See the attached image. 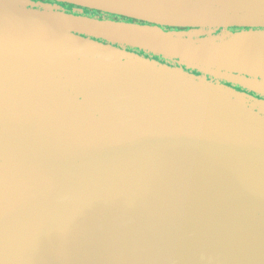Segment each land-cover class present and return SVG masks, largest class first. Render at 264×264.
Returning a JSON list of instances; mask_svg holds the SVG:
<instances>
[{"label": "water", "instance_id": "water-1", "mask_svg": "<svg viewBox=\"0 0 264 264\" xmlns=\"http://www.w3.org/2000/svg\"><path fill=\"white\" fill-rule=\"evenodd\" d=\"M49 1L143 25L0 0V264H264V0Z\"/></svg>", "mask_w": 264, "mask_h": 264}, {"label": "flooded vegetation", "instance_id": "flooded-vegetation-1", "mask_svg": "<svg viewBox=\"0 0 264 264\" xmlns=\"http://www.w3.org/2000/svg\"><path fill=\"white\" fill-rule=\"evenodd\" d=\"M28 1H32L35 4H37L35 9L36 10H40V11L43 10L41 5H50L52 7L53 6L54 7L57 6L58 8L60 7L59 9H57L59 12L66 13V14H69V15L84 16V17H88V18H91V19H95V20H110V21H115V22L134 23V24L143 25V23H141V22H137V21L130 20V19H127V18L113 16V15H109V14H105V13H101V12H97V11L87 10V9L79 8V7L72 6V5L65 4V3H56V2L49 1V0H28ZM57 10L55 9L54 11L57 12ZM162 29L164 31H167V32H169V31H184V30H186V29H174V28L173 29L172 28H162ZM249 30L255 31V32H264V29H262V28H254V29H250V28H244V29H242V28H229L230 32H241V31H249ZM126 50L129 51V52H134V53H136V54H138L140 56H145L148 59H152V60H155L157 62L170 65V66L175 67V68H181V66H179L178 64H176L173 61L164 60V59L159 58V57H155V56H152V55L144 54L143 52L138 51L136 49L127 48ZM185 71L187 73L199 76V73L197 71H192V70H187V69H185ZM200 76L204 77L203 75H200ZM206 79L209 80V81H213L214 80V78H211L210 76H206ZM218 83L219 84H224L226 86H230L233 89L240 90L244 94L264 102V97L263 96L257 95V94H255L253 92H250V91H248V90H246L244 88H241L238 85H234V84L228 83L226 81H219Z\"/></svg>", "mask_w": 264, "mask_h": 264}, {"label": "rangeland", "instance_id": "rangeland-1", "mask_svg": "<svg viewBox=\"0 0 264 264\" xmlns=\"http://www.w3.org/2000/svg\"><path fill=\"white\" fill-rule=\"evenodd\" d=\"M155 57H157V56H155Z\"/></svg>", "mask_w": 264, "mask_h": 264}, {"label": "trees", "instance_id": "trees-1", "mask_svg": "<svg viewBox=\"0 0 264 264\" xmlns=\"http://www.w3.org/2000/svg\"><path fill=\"white\" fill-rule=\"evenodd\" d=\"M117 20V19H116Z\"/></svg>", "mask_w": 264, "mask_h": 264}]
</instances>
